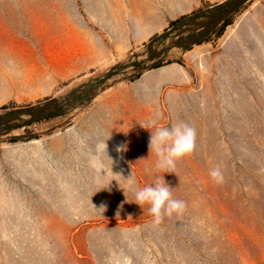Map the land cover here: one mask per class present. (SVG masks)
I'll return each instance as SVG.
<instances>
[{"label":"rangeland","instance_id":"rangeland-1","mask_svg":"<svg viewBox=\"0 0 264 264\" xmlns=\"http://www.w3.org/2000/svg\"><path fill=\"white\" fill-rule=\"evenodd\" d=\"M192 1L0 0V113L95 81ZM229 20L81 114L0 141V264H264V0ZM181 121L195 149L160 169L151 131ZM164 179L186 207L157 223L134 189Z\"/></svg>","mask_w":264,"mask_h":264},{"label":"water","instance_id":"water-1","mask_svg":"<svg viewBox=\"0 0 264 264\" xmlns=\"http://www.w3.org/2000/svg\"><path fill=\"white\" fill-rule=\"evenodd\" d=\"M251 1L225 0L193 15L186 16L176 23L172 33L167 32L162 36L158 35L152 39V42L146 46L143 52L134 55L131 58L133 60L132 65H119L112 71L105 72L95 81L68 93L67 97H54L35 105L9 109L0 113V141L13 135L15 131L24 130L37 123L77 111L82 112L100 94L117 85V83L126 82L135 74L143 75L167 62L171 57L172 50L188 51L194 46L202 44L215 30ZM175 31H180L182 34L180 33L176 36V40L167 44L170 35ZM165 43L166 45L163 46ZM139 57H142V60H138ZM130 68L135 69L131 75L120 77L122 72ZM109 82L111 84H107Z\"/></svg>","mask_w":264,"mask_h":264},{"label":"clouds","instance_id":"clouds-1","mask_svg":"<svg viewBox=\"0 0 264 264\" xmlns=\"http://www.w3.org/2000/svg\"><path fill=\"white\" fill-rule=\"evenodd\" d=\"M195 141L196 131L193 127L183 121L173 122L167 127H157L155 133L151 131L150 153L155 150L158 157V168L174 169L177 161L193 153ZM127 150V144L117 147V151L121 153ZM210 175L217 182L222 179L219 169L212 170ZM129 179H131V175ZM172 189L165 179L164 183L157 180L143 188L134 189L136 203L140 206L149 205L151 215L159 223L165 216L182 213L186 207L182 200L173 197Z\"/></svg>","mask_w":264,"mask_h":264},{"label":"bare ground","instance_id":"bare-ground-1","mask_svg":"<svg viewBox=\"0 0 264 264\" xmlns=\"http://www.w3.org/2000/svg\"><path fill=\"white\" fill-rule=\"evenodd\" d=\"M147 2V1H146ZM151 2V1H150ZM141 3V2H140ZM170 3V2H169ZM148 4V3H147ZM171 4V3H170ZM192 4V3H191ZM149 5V4H148ZM106 6V5H105ZM169 6V5H168ZM175 11V10H174ZM140 12V11H139ZM138 14V13H137ZM178 14H180V13H178ZM98 16V15H97ZM139 15H137V17H138ZM103 17V16H102ZM101 17V18H102ZM99 19V18H98ZM141 19V18H140ZM109 22V21H108ZM103 23V22H102ZM104 23H107V22H104ZM103 23V24H104ZM141 23V22H140ZM143 25V24H142ZM146 26V25H145ZM146 29V28H145ZM79 38V37H78ZM77 38V39H78ZM75 39V38H74ZM81 39V38H80ZM79 43V42H78ZM86 43V42H85ZM83 46V45H82ZM72 49V48H71ZM70 49V50H71ZM72 51V50H71ZM87 51H89V50H87ZM76 52V51H75ZM207 53V52H206ZM120 58V57H119ZM138 60H142V57H139L138 58ZM132 62H133V60L132 59H129V58H127V59H124L123 57H121L120 58V62H116V61H113V62H111V63H109L107 66H105L104 68H103V71L104 72H109V71H112L113 69H115L116 67H118L119 65H122V64H131L132 65ZM117 70V69H116ZM133 71H135V69H133V68H130V69H127L126 71H124V72H122L121 73V75H120V77H125V76H129V75H131L132 73H133ZM119 77V76H118ZM117 77V78H118ZM144 79V78H143ZM155 80V79H154ZM109 81H112V80H109ZM145 82H146V80H144ZM150 81V80H149ZM142 82H143V80H142ZM121 83H124V82H120V83H117V85H115V86H112L111 88H109L108 90H110V89H112V88H115L116 86H118L119 84H121ZM107 84H111V82H109V83H107ZM106 84V85H107ZM145 86V85H144ZM158 87V86H157ZM107 90V91H108ZM106 92V91H105ZM105 92H103V93H105ZM102 93V94H103ZM67 94H68V92H67ZM66 93L65 94H63L64 96H68ZM102 94H100L97 98L99 99V98H101V95ZM63 95H61L60 97L62 98L63 97ZM96 98V99H97ZM95 102V101H94ZM75 113H78V114H81V112L80 111H77V112H75ZM78 114H75V115H78ZM92 114V113H91ZM95 121V120H94ZM18 146V145H17ZM98 152V151H97ZM90 153V152H89ZM98 158V157H97ZM95 159V158H94ZM97 161V160H96ZM37 162V161H36ZM43 180V179H42ZM2 184V183H1ZM103 194V193H102ZM1 195V194H0ZM96 201V200H95Z\"/></svg>","mask_w":264,"mask_h":264},{"label":"crops","instance_id":"crops-1","mask_svg":"<svg viewBox=\"0 0 264 264\" xmlns=\"http://www.w3.org/2000/svg\"><path fill=\"white\" fill-rule=\"evenodd\" d=\"M225 0H193L192 1V7H191V9L190 10H187V11H185V12H182V13H180V14H178L177 16H175V17H170V16H167V18L171 21V22H173V21H175V20H177L178 18H184V17H186V16H190V15H193V14H195V13H197V12H199V11H201V10H205L204 9V6H206V5H209L207 8H209V7H211L212 5H215V4H218V3H222V2H224ZM164 1H163V10H165V7H167V6H164ZM168 8H169V10H173L170 6H168ZM169 20L168 21H166V23L167 22H169ZM203 22H205V21H203ZM194 28V27H193ZM160 30H156L154 33H152V34H150V36H154L155 34H157V33H160L159 32ZM150 36H149V38H150ZM148 38V37H147ZM143 40V39H142Z\"/></svg>","mask_w":264,"mask_h":264},{"label":"trees","instance_id":"trees-1","mask_svg":"<svg viewBox=\"0 0 264 264\" xmlns=\"http://www.w3.org/2000/svg\"><path fill=\"white\" fill-rule=\"evenodd\" d=\"M229 19H230V18H229ZM229 19H228V20L225 22V24L223 25L222 30L225 29V27H227L228 25H230V20H229ZM222 30H221V31H222Z\"/></svg>","mask_w":264,"mask_h":264},{"label":"flooded vegetation","instance_id":"flooded-vegetation-1","mask_svg":"<svg viewBox=\"0 0 264 264\" xmlns=\"http://www.w3.org/2000/svg\"><path fill=\"white\" fill-rule=\"evenodd\" d=\"M182 19H183V18H182ZM182 19H180V20H182ZM180 20H179V21H180Z\"/></svg>","mask_w":264,"mask_h":264}]
</instances>
